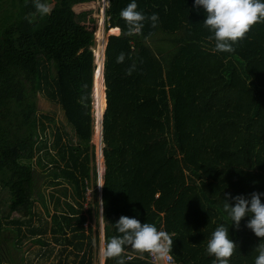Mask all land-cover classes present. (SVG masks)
<instances>
[{"label":"trees","instance_id":"1","mask_svg":"<svg viewBox=\"0 0 264 264\" xmlns=\"http://www.w3.org/2000/svg\"><path fill=\"white\" fill-rule=\"evenodd\" d=\"M93 1L41 0L52 9L41 16L33 0H0V264H25L22 237L39 241L47 232L61 245L57 255L52 246L44 251L53 264H74L80 251L78 264H91L93 237L100 243L102 231L105 245L120 235L121 215L167 232L176 264H217L207 243L220 225L237 244L229 264H255L264 239L246 227L248 216L239 228L231 224L223 205L235 204L225 193H264V22L233 52H216L194 0H135L137 11L159 17L155 28L146 20L140 36L126 35L120 16L132 0H108L106 23L114 28L103 51L99 190L92 143L97 22L84 7ZM120 52L122 64L115 62ZM39 95L67 123L51 126L52 138ZM36 167H50L49 183L63 179L76 199L49 221L34 206ZM119 260L154 264L127 245L104 264Z\"/></svg>","mask_w":264,"mask_h":264},{"label":"clouds","instance_id":"2","mask_svg":"<svg viewBox=\"0 0 264 264\" xmlns=\"http://www.w3.org/2000/svg\"><path fill=\"white\" fill-rule=\"evenodd\" d=\"M33 3L36 13L39 15L45 16L51 13V7L46 3H42L41 0H33ZM194 3L196 6L202 7L206 14L203 25L212 33L208 40L214 41L213 51L216 52H233L235 44L243 40L255 25L264 22V0H194ZM137 7L135 0H132L120 12L121 18L127 25L125 34L128 36L142 35L146 20L150 21L153 28L158 24V14L153 13L150 16H145L142 12L137 11ZM106 25L109 26L105 17L104 26ZM111 28L114 27H108V32ZM124 61L125 53L120 52L115 62L122 64ZM134 68L135 64L126 69V74L131 75ZM97 185L104 186L102 182ZM262 195L264 193L252 192L250 198L246 199L243 195L231 197L230 193H225V197L234 199L235 204L230 205L227 199H224L225 203L223 205L225 212L231 219V224H234L237 228H239L244 217H250L246 222V227L251 229L255 236L260 239H264V202L260 198ZM115 227L120 235L113 236L106 241L101 249L102 260L106 261L121 257L125 252L126 245L141 254H150L156 261H164L167 264V261L171 260L173 239L167 232L158 230L153 224L142 223L136 218L125 215L119 217L115 222ZM236 248L237 244L229 238V228L224 225H220L215 229L207 243V253L215 256L217 264H229ZM118 264H124L123 260H119ZM255 264H264V246L259 248Z\"/></svg>","mask_w":264,"mask_h":264},{"label":"rangeland","instance_id":"3","mask_svg":"<svg viewBox=\"0 0 264 264\" xmlns=\"http://www.w3.org/2000/svg\"><path fill=\"white\" fill-rule=\"evenodd\" d=\"M103 0H94L93 3L89 4V5H84L85 8H92V14L97 22V27L95 30V37H97V44L95 45V49H94V55H95V62H96V68H98V57L101 58V71H100V81H99V88L97 89L98 85L96 83V76H97V69L95 70L94 73V89L98 90V100L100 99V91H101V82H102V69H103V62H104V54L102 51V46L101 45V41L102 39H104V41L107 39L108 35L110 34L108 32V27L107 25L104 26V29L102 27L103 25V18H102V9H103ZM82 7V9L84 8ZM80 8L77 7V10H79ZM80 9V10H82ZM107 28V29H106ZM110 30V29H109ZM100 46H101V50H100ZM101 56V57H100ZM93 123L94 126L96 127L97 122L99 123V117H100V109L95 108V100L93 98ZM37 106H38V110L40 111H44L52 120H45L50 128L47 129V134L49 137L52 138V134H51V126H55V125H60V126H67V123L65 121L64 115H63V111L61 110V108L54 103H51L49 100H47L45 97L39 95L38 96V100H37ZM97 111V113H96ZM59 127V126H58ZM60 128V127H59ZM51 141V140H50ZM98 141H99V131L97 129L94 130L93 136H92V143L95 144L96 148H95V153H96V163L98 162L97 159L100 160H104L103 159V155L101 156V151L102 148H98ZM103 147V144H102ZM43 160L45 161V157L43 158ZM100 164V162H99ZM98 165V164H97ZM50 168V167H49ZM45 169V170H41L39 167H36V184H35V191H34V206L36 208V211L38 212V214L43 218L46 219L47 221L50 220L51 218V214L56 210L58 212H63L65 210L68 211V208L66 206V202L71 203L73 206L76 205V199H75V195L73 193V188L69 185L68 182L64 181L63 179L59 178L58 180L61 182V184H50L49 180H55V178H53V176L50 174L52 169ZM102 170H100V166H98V172H99V177H98V184L102 182V173L104 170V161L103 164L101 166ZM97 185V184H96ZM87 190H86V198L87 200H90V194H91V185L90 182H87ZM63 187H67V192L66 194L61 192L60 188ZM98 187V185H97ZM55 189H60V190H55ZM58 197L59 198V203L57 204L55 202V199L53 197H51V195ZM88 201H86L84 204L86 206ZM64 209V210H63ZM87 214V212H86ZM14 217L17 215H13ZM37 217H34L32 219V222L36 224V220ZM88 222V221H87ZM50 225V223H48ZM22 229H25V225L22 226ZM22 232H24L22 230ZM53 236L51 235L50 232L46 233V236L41 238L39 241H37V239L35 237L32 236H24L21 239V243L18 246H21L22 248V255L25 256V264H53L55 262V259L53 256H51L50 258H47L46 256H44V251L46 252V250L48 248H50L51 246L54 247V254L57 255V253L55 252L59 246H61L59 243L54 242L52 240ZM100 243H95L94 241V237H93V245H92V250L88 252V257L91 260V264H104V260H102L101 257V249L104 247V243L102 240V231H100ZM48 242V244H44L42 242ZM63 245V244H62ZM70 247V246H68ZM88 250V248H86V251ZM14 252V251H13ZM15 253V252H14ZM13 253V254H14ZM79 254V258L76 259V262L74 264H78V261L80 260L81 256H82V252H78ZM72 256L69 257V260H71ZM86 261V258H85Z\"/></svg>","mask_w":264,"mask_h":264},{"label":"built area","instance_id":"4","mask_svg":"<svg viewBox=\"0 0 264 264\" xmlns=\"http://www.w3.org/2000/svg\"><path fill=\"white\" fill-rule=\"evenodd\" d=\"M103 4H104V6H103V9H102V18H103V25H102V27H103V29H104V25H105V14H104V10H105V8L108 6V0H103ZM98 27H100V26H98ZM95 40H96V44H97V37H95ZM101 45H104L102 48H103V51H104V49H105V41H104V39H102V41H101ZM100 50H101V46H100ZM95 129H97L98 131H99V141H98V148L100 149V148H102V142H101V138H102V132H101V119H100V121H99V123L97 122V124H96V127H95ZM101 156H102V151H101ZM99 159V158H98ZM97 159V164H98V166H99V160ZM171 255V260L170 261H167V264H176V262H175V259H174V257L172 256V254H170ZM150 259H151V262L152 263H154V264H165V262L164 261H156L154 258H153V256H151L150 255Z\"/></svg>","mask_w":264,"mask_h":264},{"label":"bare ground","instance_id":"5","mask_svg":"<svg viewBox=\"0 0 264 264\" xmlns=\"http://www.w3.org/2000/svg\"><path fill=\"white\" fill-rule=\"evenodd\" d=\"M104 46V45H103ZM102 46V47H103ZM102 51H103V48H102ZM101 57V56H100ZM95 60H96V58H95ZM101 58H99L98 57V68H96L97 69V76H96V83H97V85H98V87H97V89L99 88V81H100V69H101ZM96 63V62H95ZM102 74V73H101ZM95 90V98H94V100H95V106H96V110L97 109H99L100 108V106H101V104H102V82H101V91H100V99L98 100V97H97V94H98V90ZM99 120H100V117H99ZM99 166H100V170H102V168H101V166H102V164H101V162H100V164H99Z\"/></svg>","mask_w":264,"mask_h":264},{"label":"crops","instance_id":"6","mask_svg":"<svg viewBox=\"0 0 264 264\" xmlns=\"http://www.w3.org/2000/svg\"><path fill=\"white\" fill-rule=\"evenodd\" d=\"M118 33H119V32H118ZM118 33H117V34H118ZM99 162H101V164H102V162H103V161H102V160H100Z\"/></svg>","mask_w":264,"mask_h":264},{"label":"water","instance_id":"7","mask_svg":"<svg viewBox=\"0 0 264 264\" xmlns=\"http://www.w3.org/2000/svg\"><path fill=\"white\" fill-rule=\"evenodd\" d=\"M98 177H99V174H98ZM98 188H99V190H100V188H101V187H100V186H98Z\"/></svg>","mask_w":264,"mask_h":264}]
</instances>
